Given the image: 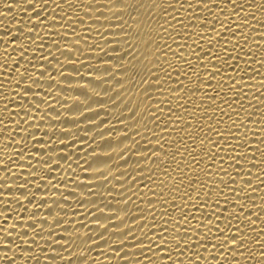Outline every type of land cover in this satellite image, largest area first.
I'll return each mask as SVG.
<instances>
[{"label": "snow or ice", "instance_id": "1", "mask_svg": "<svg viewBox=\"0 0 264 264\" xmlns=\"http://www.w3.org/2000/svg\"><path fill=\"white\" fill-rule=\"evenodd\" d=\"M63 3L68 5V11H65L60 3H56L55 6L63 13L60 21L67 23L71 28L75 19V14L72 12L73 5L70 0H63ZM226 3L230 5L229 8L215 3V0H108V3L102 6L104 11H100L99 16H95L93 5H79L81 11H84L85 17L91 19L93 24L99 23L100 16H104L107 30L111 32L113 28H116L117 34L122 37V43L117 42V47L123 53L119 57V61H121L119 71L124 73V79L117 80V85L122 89L125 84L143 88L145 98L143 103L147 104L145 111L151 117V123L158 131L153 133L156 150L146 151L142 159L152 161L157 168H159V163H157L159 161H171L176 165L171 171L168 168L162 170L161 176L164 178L159 179L158 182L160 192L152 190L153 196L159 197L163 211L160 221L157 222L158 228L155 225L150 227L151 236L144 233L138 241L142 245H144V241H147V244L139 249L143 260L136 261V264H145V262L146 264H210L209 257H212L216 264H241V257L244 258L245 264H251V262L264 264V241L259 239V236L264 234V228H261V231L257 233L255 221L252 219L253 215L256 220H261V217L259 213L253 212L252 208L248 207L254 203L248 193L249 191L254 192L255 188H253L252 179H244L245 176L252 175L251 168H258L264 175V150L257 148L259 156L249 159L254 142L264 145V130L257 131L249 128V122H255L251 121L252 114L248 112L242 102L243 98L255 88V84L251 82L255 81L257 76L262 78L260 87L264 88V73L254 67L255 64H259L260 68L264 69V46L255 44V47L260 49L259 58L253 54L252 48L248 47L250 42L254 43L251 41V36L255 31L250 21L256 19L257 11L264 15V0H260L259 3H255L254 0H242V3H237L236 0H226ZM16 6L24 12L26 20L23 23L26 24L29 31L25 33L23 29H20L19 35H13L12 29L5 26V34L11 37L6 43L11 46L20 39V35H23L30 45L35 44L33 37L40 40H44L46 37L51 39L50 34L36 31L42 25L49 27L58 23L54 17L49 20L50 5L48 0H23V4L20 3V0H16ZM194 8L201 9L202 12L193 14ZM216 9L220 10V17L215 16ZM29 10H31V15L28 14ZM205 12L213 16L214 22L203 15ZM109 14L111 18H109ZM78 22L82 28L87 24L84 19H80ZM190 26L195 29H204V31H189ZM61 27H63V23H61ZM246 29L248 30L247 35L245 34ZM88 31H92L91 27L88 28ZM55 35L60 38L55 42L56 50L61 55H66V59L68 56H72L73 60L69 61L68 66L73 67L76 55L83 54L79 48V41L83 40L86 45L88 44L86 36L77 35L73 30L72 36H75L76 40L73 42L72 48H69L67 46L69 37L66 34L55 31ZM260 39L264 40V35ZM61 41L65 42L63 50H61ZM105 43L107 44L108 41L105 40ZM40 50L41 55L36 63H33L31 59L26 60L28 66L21 73L19 60H25L26 49L23 45L13 47L12 51L18 52L19 60L13 62L10 71L0 72V88L12 85V91L25 101V103H20L14 97H3L6 101L3 111L8 113L4 119L12 121L14 116L20 117L15 120L16 135L22 136L23 139L19 141V151L16 152L18 159L14 160L12 155L6 151L4 157H0V172L8 174L0 180V198H3L4 193L7 192L12 202L21 204L22 207V202L25 200L28 203H36L37 211L40 210V205H46L47 201L37 202L36 194L31 191L29 185L32 184V181L42 178V171L47 176L52 175L54 157L50 154L49 148L54 151L56 147L50 143V139L43 140V136H41L43 144L49 145V148L38 147L36 152L41 153L46 159L28 153L31 158L37 160L38 164L45 166L43 169L32 170L30 162L24 159L27 151L26 142L36 140L35 134L41 132L38 124L34 131L30 130L32 125L29 124V121L31 120L35 124V121L39 119L43 123V117L33 115L34 111L40 109L37 108L34 100L29 103V94L31 93L45 105L52 95L50 90L47 96L41 95L45 92L42 81L47 69L38 73L36 65L43 63H47L49 67H54V65L43 55L42 46ZM185 52L188 53L187 56H185ZM5 55L11 59V53L7 50H5ZM49 55L53 60H56L55 55L51 52ZM101 62L103 63V58H101ZM8 64L9 61L4 60L0 68L7 69ZM83 66L81 65V67ZM110 67V65L105 66L103 74H108ZM93 70L99 71V65L95 69L90 68V71ZM13 73L18 79H13ZM60 75L65 81L75 79V76H79L80 80L85 79V75L80 74L79 69L75 70V75H66L63 72ZM5 76H7V80L4 79ZM49 79L52 78L49 77ZM21 80L27 83L26 87H21ZM185 81L188 82L187 85ZM94 82H99V80ZM192 84H195L196 87H190ZM145 85L146 87H144ZM17 89L21 90L17 91ZM69 90L70 86L64 88V91ZM189 93L192 95L202 94L200 104L192 102L195 104L192 111H189L184 103V101L191 100ZM153 94H155L156 101L154 104L149 103L154 98ZM251 99H259V97L253 94ZM217 100L224 107L217 105ZM205 102H207V107L202 106ZM261 103L264 105V102ZM13 104L18 106L15 111L9 107ZM248 104L251 107L250 101ZM140 107L141 105L137 104L132 110L133 118L137 114L136 110ZM173 107L178 109L182 115H175ZM165 108H167L166 112ZM197 109L201 113L199 116L195 114ZM21 112L24 114L22 117L20 116ZM45 115L47 116L48 113L46 112ZM259 115L261 116L260 123L264 125V112ZM225 116L228 117V126L221 130L220 125L225 123ZM187 117H191V119H186ZM49 119H51L50 116ZM210 120L213 121L212 124L208 123ZM21 122L25 125L23 129H21ZM65 122L72 123L73 121ZM2 125L3 120H0V126ZM177 125H183V129H179ZM194 127L199 131L192 132L191 129ZM166 129L169 131L165 132ZM2 130L0 127V131ZM149 131L151 132V129ZM172 134L179 136V140L172 139L170 141L167 137ZM51 135H55V133ZM61 135L68 137L70 133L68 130H63ZM201 135H203L202 139ZM257 137H260L258 141ZM185 138L187 141H191V144H186ZM8 139L13 145L16 144L15 136L8 137ZM72 143L75 144L76 141L72 140ZM105 144L111 149L109 142H105ZM164 145H168V149H165ZM174 145L176 147L173 152L171 149ZM192 145H196V148H192ZM104 146L100 145L101 148ZM4 147L7 149L9 145L6 143ZM63 147H68V144H63ZM124 151H128V149ZM197 155H200L201 159L198 160ZM60 158L67 159L63 155ZM108 160H111L110 153H102L95 156L88 167L91 168L95 164L97 165L96 171L100 175H104L105 173L100 169ZM25 163H29L28 177H31V180L22 173L19 174V177L12 173V167H23ZM193 165H195V170ZM249 165L250 167H248ZM54 167L59 168V162H55ZM149 171L153 170L149 169ZM176 176L180 177L179 183L175 182ZM254 178L264 186V179ZM18 179L23 180L24 183L20 184ZM147 179L150 183L152 182V176ZM9 180L12 181L11 184H9ZM185 180L191 182L185 184ZM135 182L133 180V183ZM238 182L239 187L237 188L235 185ZM32 187H35V184H32ZM165 188H168V199H164ZM56 190L59 191V188ZM36 191L39 192L41 189L36 188ZM74 194L70 193V195ZM177 195H179V205L176 202ZM261 199L264 200V197ZM221 200L224 201L223 204H221ZM0 203L5 204L4 212L0 213V217H3L7 224L8 216L13 215L16 210L9 209L7 199H0ZM57 206L59 207L58 202ZM169 207L176 213L175 216L169 213ZM149 208L154 210V202L149 201ZM48 211L52 213L53 209L49 208ZM260 211L264 212V206ZM35 215L36 213H33V216ZM96 219L99 228L101 227L100 219L110 218L102 215ZM135 219L133 217L134 221ZM152 219L156 220L154 214ZM193 221L195 224L192 223ZM47 223V219L32 220L30 225L32 231L29 232L27 230L29 225L24 224L23 217L18 216L17 223L11 227V232H17L16 239L20 240L22 244H27L25 237H31L33 243L40 247L36 238L42 235L43 225ZM120 223H124L123 219ZM53 224L59 226L61 221L54 219ZM17 225L24 229L22 235ZM261 225H264V220H261ZM80 227H86V225L81 224ZM109 230L110 226H105L99 236L103 237L104 233ZM11 232L7 227L0 228V233H3L5 240L10 242V251L17 247ZM250 233H256V235L253 236ZM113 235H121V233H113ZM123 235L125 239L118 241L116 248L124 249L129 236L133 240L137 239L131 228H128ZM93 239L92 235L84 234L77 235L76 239H73L72 235L65 236L61 241L55 238L54 230L50 229L45 242L46 247L42 248L45 253L44 264H48L47 252L55 249L68 253L67 257L56 253L63 264H74L72 257L75 254V249L87 248ZM104 243L107 244L108 241L104 240ZM95 246L92 245V247ZM252 246H256L255 251ZM145 248L151 252V256L145 254ZM161 254H163L162 259L158 258ZM124 255H128V253L125 252ZM228 256L232 257L231 261L228 260ZM81 257H83V253H81ZM154 257L158 259H153ZM30 259L35 260L36 264H41L39 257L31 256ZM5 264H14V259L5 258ZM91 264H96L95 260H92ZM124 264H129V262L124 260Z\"/></svg>", "mask_w": 264, "mask_h": 264}, {"label": "bare ground", "instance_id": "2", "mask_svg": "<svg viewBox=\"0 0 264 264\" xmlns=\"http://www.w3.org/2000/svg\"><path fill=\"white\" fill-rule=\"evenodd\" d=\"M73 5L72 12L75 14L72 27L69 28L67 23L61 22V13L59 8H56V3L63 5L65 11H68V5L63 3V0H48L50 8L48 10L49 20L54 17L58 22L55 25L49 27L41 26L40 29H36L37 32L48 33L51 39L45 38L40 40L37 37H33L35 44L30 45L29 41L25 39L23 35H20V39L11 46L6 43L11 39L10 36L5 34V26L12 29L13 35H19V30L23 29L24 32H28L29 28L23 21L26 20L24 12L20 7L16 6V0H0V65H3L4 60H8L9 64L7 69L0 68V72L10 71L14 61L19 60L18 52H13V47L23 45L26 49L24 52L25 60H19V71L24 72V68L28 65L26 60L31 59L33 63H36L41 55V46L43 47V55L48 61H51L54 67H49L47 63L37 64V72H43L44 80L42 81V87L45 89L41 95L47 96L50 90L52 95L48 98L47 105L42 104L40 100L36 99L31 93L29 94V103L35 101L38 109L33 112V115L37 117H43V123L39 119L35 121H29L32 125L30 130L35 129L38 124L41 132L36 133V140L27 141V151L24 159L30 162L31 169L37 168L43 169L45 166L38 164L36 159L31 158L28 153H32L34 156L43 157L41 153L36 152V148L45 147L49 148V145H44L43 140H49L52 145H55L53 151L49 148V152L54 157L52 175L47 176L42 171L41 179L32 181L29 185L31 191L36 194L37 202L46 200L47 204H41L40 210L37 211L36 203H28L23 201V207L21 204L13 203L9 194L4 193V197L0 199H7V206L9 209L16 210L13 215L8 216V222L5 224L3 217H0V228L7 227L11 232L13 224L17 223V217H23V223L29 225L28 231H32V220L38 219L43 221L48 220L47 224L43 225L44 232L40 237L36 239L39 242L40 247H37L33 243L31 237H25L27 244H22L20 240L16 239L17 232H11L13 240L16 241L17 247L13 250H9V243L5 240L4 234L0 233V264H5V258L14 259V264H36V261L30 259L31 256L39 257L41 264H44L45 253L42 248L46 247V240L48 239L49 230L52 229L55 232V238L62 241L63 237L72 235L73 239H76L77 235H92L93 241L89 242L87 248L75 249V254L72 257L74 264H91L92 260H95L96 264H124V260H127L129 264H136V261H142L143 257L140 254L139 249L147 244L144 241V245L138 243L144 233L151 236L149 231L150 227L156 226L158 228V221H160L161 213L163 211V205L159 202L158 196H153L152 190L157 193L160 192L158 187L159 179L164 178L161 176L163 169L168 168L169 171L176 165L171 161H159V168L149 160H144L142 157L148 150H156V142L153 139V133L158 129L151 123V117L147 114L145 109L147 104L143 103V88L136 85L125 84L122 89L117 85V80L124 79V73L119 71L120 62L119 57L123 55L120 48L117 47V42L122 43V37L117 34V29L113 28L111 32L107 30V25L104 24L105 17L100 16V22L93 24L91 19L85 17L84 11H81L79 5L91 4L95 16H99L100 11H104L103 5L108 3V0H70ZM237 3H242V0H236ZM255 3H259L260 0H254ZM23 4V0H20ZM215 3L222 5L225 8H229L230 5L226 3V0H215ZM26 7V5H24ZM193 14H199L201 9L194 8ZM31 15V10L28 12ZM209 20H213V16L209 13H203ZM215 16L220 17L221 13L219 9L215 10ZM109 18L111 15L109 14ZM84 19L87 24L82 28L79 24V20ZM127 19V17H125ZM199 22V21H198ZM63 23V27H61ZM255 31L252 33L251 41L248 47L252 48L253 54L259 58L260 49L255 47V44L264 46V40L260 37L264 35V15L260 12H256V19L250 21ZM91 27L92 31H88ZM219 28V25H217ZM75 30L77 35L86 36L88 44L86 45L83 40L79 41V48L83 54H77L73 67H69V61L73 60L72 56L61 55L55 48V42L59 41V37L55 35V31H59L61 34H66L69 39L67 40V46L72 48L73 42L76 40L75 36H72V31ZM189 31H204V29H195L192 26L189 27ZM245 34H248V30H245ZM105 40L108 43H105ZM189 43H191L189 41ZM61 50L65 48V42L61 41ZM175 48V45H173ZM103 49V50H101ZM5 50L11 53V59L5 55ZM75 51V49H72ZM51 52L55 55L56 60L52 59L49 55ZM188 53L185 52V56ZM103 58V63L101 62ZM111 58V59H110ZM163 59V58H162ZM171 59V56H169ZM59 61V63H57ZM81 65H84L81 67ZM99 65V71H90V68L95 69ZM110 65L108 74L104 73V67ZM254 67L264 73V69H261L259 64H255ZM79 69L80 74L85 75L84 80H80L79 76H75V79L65 81L60 75L61 72L66 75H75V70ZM103 74V75H102ZM102 76V78H101ZM51 77L52 79H49ZM7 80V76L4 77ZM13 79H18L13 73ZM183 80V77H181ZM206 79V77H205ZM99 80V82H94ZM262 78L257 76L255 81L251 83L255 84V88L252 92H249L246 97L243 98L244 107L248 112L252 114L251 121L249 122V128L260 131L264 130V125L260 123V113L264 112V88L260 87ZM198 83V82H197ZM21 87H26L27 83L23 80L20 81ZM187 85L188 82L185 81ZM69 91H64L65 87H69ZM12 85H8L6 88H0V120H3L2 131H0V157H4L5 151L11 154L13 159H18L16 152L19 151V141L23 139L22 136L16 135L15 120L20 117L13 118L12 121L4 119L8 113L4 112L5 100L3 97H14L15 100H19L20 103H25L21 100L15 92L12 91ZM146 87V85L144 86ZM190 87L195 88L196 85L192 84ZM21 89H17L20 91ZM39 91V89H37ZM247 91V90H246ZM253 94L257 95L259 99H251ZM152 101L149 103L154 104L155 94ZM191 96L190 101H184L185 106L189 111H192L195 104H200L201 93H196ZM223 95V94H222ZM195 102L193 104L192 102ZM250 101L251 107L248 102ZM137 104L141 107L137 109L135 118L132 117V110ZM217 105H220V101H216ZM78 106V107H77ZM203 107H207L205 102ZM224 107V105H220ZM10 108L15 111L17 105H9ZM163 107V105H162ZM73 108L75 110L69 111ZM167 108H165V112ZM175 115H182V113L173 107ZM48 113L46 116L45 113ZM197 116L201 115L199 109L195 113ZM24 114L21 112L20 116ZM49 116L51 119H49ZM186 119H191L187 117ZM65 121H73L72 123H66ZM103 121V123H101ZM225 123L220 125L221 130L228 126V117H224ZM194 124L196 122H193ZM212 124L213 121H208ZM25 125L21 122V129ZM179 129H183V125H177ZM151 129V132L149 131ZM63 130H68L70 135L65 137L61 135ZM169 130H165L167 132ZM192 132H197L199 129L193 128ZM47 133V135H45ZM55 133V135H51ZM27 135V133H24ZM214 135V134H213ZM251 136V132L249 133ZM15 136L16 144L13 145L8 137ZM43 136V140L40 137ZM127 137V138H125ZM170 141L172 139L179 140V136L172 134L167 137ZM203 138V135L200 137ZM260 137H257V141ZM72 140L76 143L73 144ZM39 141V142H37ZM105 142L111 144V149L107 147ZM9 147L5 149V144ZM68 144V147H63V144ZM163 143V141H161ZM186 144H191V141H187ZM100 145H105L103 148ZM165 149H168V145H164ZM175 145L171 151H175ZM15 148V151H14ZM192 148H196V145H192ZM264 150V145L254 142L251 149L249 159L258 157L259 152L256 149ZM128 149V151H124ZM108 152L111 155V160L101 167V171L105 174L100 175L96 171L97 165L93 164L91 168L88 167L93 158L102 153ZM123 153V155H121ZM66 156L67 159H61V156ZM197 159H201L200 155H197ZM127 161V163H125ZM55 162H59L60 167L55 168ZM203 166V165H202ZM250 167V165L248 166ZM152 169L153 171H149ZM195 170V165H193ZM187 171V169H184ZM29 163H25L23 167H12V173L19 177V174H23L28 177ZM215 172V169H213ZM251 176H245L244 179H252L253 188L255 191H249L248 195L251 197L253 204L251 207L253 212L260 214L261 220H264V212L260 209L264 206V186L259 184V180L254 177L264 179L258 168H251ZM7 173L0 172V180L7 176ZM222 175V174H221ZM233 175H235L233 173ZM152 176V182L148 181V177ZM175 176V173H173ZM166 179V178H165ZM203 180V177H201ZM133 180L136 182L133 183ZM180 177L176 176L175 182L179 183ZM12 183L11 180L8 181ZM20 184H23V180H19ZM191 181L185 180V184ZM218 183V180L216 181ZM171 183V181H169ZM235 187H239V182ZM247 187V185H245ZM36 188H40L41 191L37 192ZM59 188V191L56 189ZM70 193H75L70 195ZM164 199H168V188L164 189ZM66 201H68L66 203ZM149 201L154 202V210L149 208ZM57 202L59 207L57 206ZM176 202L179 205V195L176 197ZM224 201L221 200V204ZM5 204L0 203V213L4 212ZM52 208L53 212L49 213L48 209ZM63 209V210H62ZM99 209V211H97ZM169 213L173 216L176 213L169 207ZM247 211V209H246ZM33 213H36L33 216ZM155 215L156 220L152 219V215ZM5 215H7L5 213ZM102 215L109 217L110 219H100L99 224L101 227H97V219ZM199 215V213H197ZM135 217V221L133 220ZM54 219H59L61 224L56 226L53 224ZM123 219L124 223L120 221ZM255 221L256 232L259 233L264 225H261V220H256L255 215L252 216ZM195 224V221L192 222ZM81 224L86 227H80ZM105 226H110L109 232L104 233L103 237L99 236V233L103 232ZM20 228L19 225H17ZM223 227V225H221ZM128 228L132 229L133 235L137 237L133 240L131 236L127 237V243L124 249L116 248L118 241L125 239L123 233H126ZM24 229L20 228V234H23ZM39 231V229H37ZM113 233H121V235H113ZM255 236L256 233H250ZM193 239H195L193 237ZM261 241H264V234L259 236ZM104 240L108 243L105 244ZM92 245H96L92 247ZM54 247V246H53ZM253 251L256 250V246H252ZM34 249V251H33ZM114 250V251H111ZM127 252L128 255H124ZM56 253H61L65 257L68 256L67 252H62L60 249L49 250L47 252L48 264H63V262L56 256ZM83 253V257H81ZM145 254L151 256V252H148L145 248ZM207 255V254H205ZM56 256L55 259L53 257ZM123 257V258H122ZM160 259L163 258L161 254ZM154 257L153 259H158ZM228 260L231 261L232 257L228 256ZM210 264H216L212 257H209ZM241 264H245L244 258H240ZM146 264V262H145ZM254 264V262H251Z\"/></svg>", "mask_w": 264, "mask_h": 264}]
</instances>
